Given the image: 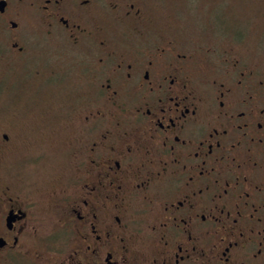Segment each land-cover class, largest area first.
<instances>
[{
	"label": "flooded vegetation",
	"instance_id": "obj_1",
	"mask_svg": "<svg viewBox=\"0 0 264 264\" xmlns=\"http://www.w3.org/2000/svg\"><path fill=\"white\" fill-rule=\"evenodd\" d=\"M166 3L0 0L4 59L73 55L80 98L49 192L15 181L0 128V264H264V64ZM60 62L33 80L70 82Z\"/></svg>",
	"mask_w": 264,
	"mask_h": 264
},
{
	"label": "rangeland",
	"instance_id": "obj_2",
	"mask_svg": "<svg viewBox=\"0 0 264 264\" xmlns=\"http://www.w3.org/2000/svg\"><path fill=\"white\" fill-rule=\"evenodd\" d=\"M167 2L163 23L181 24L186 32L207 35L224 48L232 45L243 62L264 64V0ZM171 10L176 11V19L167 18ZM10 58L5 60L0 52V128L10 126L11 135L17 138L9 171L18 184L43 194L51 190V183L59 174L72 170L73 158L64 150L69 149L70 137L69 112L65 110H69L68 103L73 106L80 102L76 70L71 63L73 55L45 52L26 64ZM44 60L51 65L61 61L60 65L70 72L71 81L67 82L66 77L59 83H50L48 77L40 83L33 80V63Z\"/></svg>",
	"mask_w": 264,
	"mask_h": 264
}]
</instances>
